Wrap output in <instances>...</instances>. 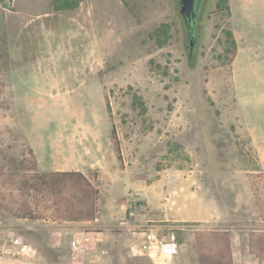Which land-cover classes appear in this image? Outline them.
<instances>
[{
    "label": "rangeland",
    "instance_id": "374dc122",
    "mask_svg": "<svg viewBox=\"0 0 264 264\" xmlns=\"http://www.w3.org/2000/svg\"><path fill=\"white\" fill-rule=\"evenodd\" d=\"M54 1L0 0V174L79 171L100 213L30 221L0 206V246L25 233L37 249L14 264H168L141 250L150 232L178 243L171 264H199L215 231L234 235V264H264V86L233 79L230 0H202L192 53L178 0ZM61 223L77 226L59 236Z\"/></svg>",
    "mask_w": 264,
    "mask_h": 264
},
{
    "label": "trees",
    "instance_id": "16d2710c",
    "mask_svg": "<svg viewBox=\"0 0 264 264\" xmlns=\"http://www.w3.org/2000/svg\"><path fill=\"white\" fill-rule=\"evenodd\" d=\"M228 2L229 0H224ZM4 2V0H1ZM82 0H55L54 9L73 10L79 7ZM228 4V3H227ZM229 9V6L227 7ZM196 22V23H195ZM198 19L192 23L184 21L186 38L189 33L196 35ZM233 58L236 55V42L232 32H229ZM158 45L163 46L168 38L166 25H162L152 35ZM119 159L120 148L117 137L114 136ZM100 192L96 184L79 172H40L35 161L20 163L16 172L0 174V206L14 218L30 221L46 220L53 222H85L95 220L100 213ZM257 206L264 217V203L257 197ZM49 201L43 205L42 202ZM50 210L49 214L43 213ZM52 210V211H51ZM256 234V233H255ZM256 236V235H253ZM211 254L200 253L199 264H234L232 243L229 232L215 231L211 239ZM254 243L250 242V248ZM215 250V251H214ZM254 251V249H253Z\"/></svg>",
    "mask_w": 264,
    "mask_h": 264
},
{
    "label": "crops",
    "instance_id": "0c3cea01",
    "mask_svg": "<svg viewBox=\"0 0 264 264\" xmlns=\"http://www.w3.org/2000/svg\"><path fill=\"white\" fill-rule=\"evenodd\" d=\"M229 9L231 12L230 22L232 26V34L236 42V55L233 58V79L263 81L260 85L264 86V0H230ZM238 86V85H237ZM186 210H176L173 213L174 222H192V221H211L213 215L205 212L202 218ZM24 224V225H23ZM26 223H21V227H25ZM77 223H61L53 225V230L60 236L61 234H71V228L76 227ZM29 228V227H26ZM25 229V228H24ZM58 231V232H57ZM27 233V232H26ZM76 234V232H74ZM75 234H72L73 236ZM25 233L15 235L11 241L19 240L20 244L27 245L29 251L23 253L21 247L14 245L12 242L0 246V257H5L4 264H14V262H25L26 259L34 257L37 249L27 239ZM234 235L231 236L234 247ZM60 240L56 238L54 245L58 246ZM8 254V255H7ZM11 256L10 262L6 263L7 257ZM176 258V257H175ZM166 259V263L171 264L175 259ZM159 259V258H158ZM10 260V259H8ZM7 260V261H8Z\"/></svg>",
    "mask_w": 264,
    "mask_h": 264
},
{
    "label": "built area",
    "instance_id": "2783aa9c",
    "mask_svg": "<svg viewBox=\"0 0 264 264\" xmlns=\"http://www.w3.org/2000/svg\"><path fill=\"white\" fill-rule=\"evenodd\" d=\"M14 245L21 247V251L26 253L29 251L27 245L20 244L19 240L12 241ZM73 251L79 250V243L77 241L71 242ZM140 248L144 253H156L161 260L173 259L179 255V245L175 241H168L165 239H158L153 232L146 234L140 244ZM30 259H26L29 261Z\"/></svg>",
    "mask_w": 264,
    "mask_h": 264
},
{
    "label": "flooded vegetation",
    "instance_id": "af4514ba",
    "mask_svg": "<svg viewBox=\"0 0 264 264\" xmlns=\"http://www.w3.org/2000/svg\"><path fill=\"white\" fill-rule=\"evenodd\" d=\"M202 3V0H196L194 4L193 11H191L190 15H185L183 17V21H185L187 24L194 22L196 19H199V10H200V5ZM178 6L179 10L181 8V1L178 0ZM196 23V22H195ZM188 41H189V52L192 53L193 49L196 47L197 41H198V33L196 35L193 33H189L188 36Z\"/></svg>",
    "mask_w": 264,
    "mask_h": 264
},
{
    "label": "water",
    "instance_id": "95a60500",
    "mask_svg": "<svg viewBox=\"0 0 264 264\" xmlns=\"http://www.w3.org/2000/svg\"><path fill=\"white\" fill-rule=\"evenodd\" d=\"M181 8L179 10L180 15H190L191 11H193L194 4L196 0H180Z\"/></svg>",
    "mask_w": 264,
    "mask_h": 264
}]
</instances>
